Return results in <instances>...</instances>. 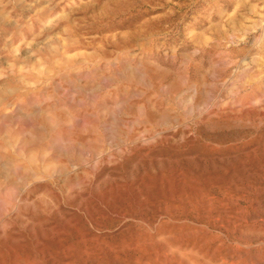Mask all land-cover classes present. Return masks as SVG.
<instances>
[{
  "label": "rangeland",
  "instance_id": "rangeland-1",
  "mask_svg": "<svg viewBox=\"0 0 264 264\" xmlns=\"http://www.w3.org/2000/svg\"><path fill=\"white\" fill-rule=\"evenodd\" d=\"M0 264H264V0H0Z\"/></svg>",
  "mask_w": 264,
  "mask_h": 264
}]
</instances>
